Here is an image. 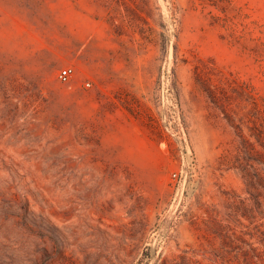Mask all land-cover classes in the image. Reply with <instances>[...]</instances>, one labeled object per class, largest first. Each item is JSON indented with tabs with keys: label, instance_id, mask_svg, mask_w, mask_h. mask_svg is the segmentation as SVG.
<instances>
[{
	"label": "rangeland",
	"instance_id": "obj_1",
	"mask_svg": "<svg viewBox=\"0 0 264 264\" xmlns=\"http://www.w3.org/2000/svg\"><path fill=\"white\" fill-rule=\"evenodd\" d=\"M0 264H264V0H0Z\"/></svg>",
	"mask_w": 264,
	"mask_h": 264
},
{
	"label": "built area",
	"instance_id": "obj_2",
	"mask_svg": "<svg viewBox=\"0 0 264 264\" xmlns=\"http://www.w3.org/2000/svg\"><path fill=\"white\" fill-rule=\"evenodd\" d=\"M72 78V70L71 69H62L57 73V79L62 84H67L70 82ZM88 85V84H87ZM174 176V175H173Z\"/></svg>",
	"mask_w": 264,
	"mask_h": 264
}]
</instances>
